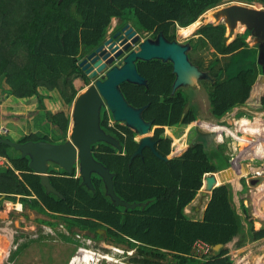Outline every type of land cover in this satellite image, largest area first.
Instances as JSON below:
<instances>
[{"label": "trees", "instance_id": "obj_1", "mask_svg": "<svg viewBox=\"0 0 264 264\" xmlns=\"http://www.w3.org/2000/svg\"><path fill=\"white\" fill-rule=\"evenodd\" d=\"M240 1L264 6V0ZM221 2L0 0V86L7 85L8 92L16 98H36L37 108L45 107L46 93H42L41 88L56 90L63 103L71 104L77 92L89 83L78 65L79 57L104 39L113 17L129 20L126 15H131L138 31L151 37L162 31L168 39H174L178 28L186 27L193 32V27L187 26ZM238 27L242 25L233 26L231 32L235 33ZM246 30L244 28L233 37L225 26L205 20L196 30L197 36L187 39L191 56L193 51L209 46L214 49L215 56L207 65L202 59L191 58V61L209 71L211 79H203L200 85L206 91L210 112L215 118L244 106L250 99L257 72L255 67H248L244 59ZM217 54L227 55V60L218 65L220 58ZM136 66L146 78L147 86L123 82L120 85L122 92L134 106L148 103L143 116L152 120L156 148L167 156L172 151L173 139L165 134V127H186L198 118L196 107L189 105L181 117L190 97L184 88L171 94L174 73L170 61L137 60ZM258 103L264 107V90ZM45 114L52 127L65 137L69 115L63 110H47ZM244 114V111L237 112L238 117ZM108 118L107 112L103 111L101 126L119 140L124 150L118 153L110 144L97 142L91 145L92 154L114 172L115 193L128 202H148L144 208L136 206L124 210L123 206L113 205L105 194L101 178L94 174L93 190L88 189L81 184L80 176L75 177V167L70 175L62 168L61 171L48 169L51 184L63 197L46 193L39 175L29 167V158L22 157L19 150L3 142L2 138L6 136L2 133L0 155L7 158L9 165L0 167V195L4 194L0 205L19 200L24 207L56 218L45 222L50 227L62 222L68 231L62 235L63 239L74 237V230L79 229L94 239L104 238L114 244L135 248L141 257L131 260L141 264H231L226 244L241 230L242 218L232 204L229 184L212 188L201 219L188 217L184 208L196 197L205 173L230 165L232 155L226 150L231 149L227 143L232 137L223 133L221 142L214 141L206 146L200 135V142L167 161L156 157L148 148L143 149L142 156L136 155L130 160L138 144L134 132L118 123L109 125ZM257 119L251 121L241 117L237 123L243 132L258 134L262 127ZM215 130L220 131V127L216 125ZM196 132L197 128L191 126L189 142ZM30 140L49 141L48 137L38 138L33 133L16 141ZM253 154L258 158L257 162L264 157V148L258 142L253 146ZM241 205L245 212L246 206L243 202ZM98 228L105 229L108 236L99 234ZM196 240L210 246L221 243L223 247L217 254L198 257L193 250Z\"/></svg>", "mask_w": 264, "mask_h": 264}, {"label": "rangeland", "instance_id": "obj_2", "mask_svg": "<svg viewBox=\"0 0 264 264\" xmlns=\"http://www.w3.org/2000/svg\"><path fill=\"white\" fill-rule=\"evenodd\" d=\"M257 4L255 2L247 4L240 0H222L221 3L216 5L219 8L216 9L215 6L197 18V20H209L225 26L227 33L229 35L233 34V37L242 32L244 28H247L248 38L245 45L246 57L244 59L248 67H255L259 77L256 83L253 84L250 99L244 106L253 109L246 110L239 106L233 108L221 118H215L210 112L206 91L200 84L189 89L184 88L189 94L191 103L195 105L198 116L189 126H195L199 131V135L208 138V136H215V131H217L215 126L217 125L222 133L232 137V140L227 143L231 149L226 150L232 155L230 165L221 169L220 174L217 175L218 183L226 182L229 184L232 204L242 218L241 230L227 243L228 253L232 258L231 264H264V157L261 161L259 160L260 162H257L258 158L253 154V146L257 142L264 148V108H259L257 102L261 92H263L262 90H264V7L261 4L262 7L255 9L253 5ZM206 14L209 15L205 18ZM126 17L129 20H125L135 28L133 16L126 15ZM115 22L116 19L113 18L110 26L112 27ZM240 24L244 27L236 28L235 33L231 32L230 29L233 26ZM194 30L193 28L192 31ZM196 30L192 33L186 27L178 28L176 37L181 42L187 43L188 38L197 36ZM228 30L230 31L228 32ZM109 31L110 29H108ZM228 42L229 40L225 43ZM213 51L214 49L209 46L199 51H193V57L188 52V57L195 60L202 59L204 64L207 65L215 56ZM217 56L220 58L218 65L222 64L228 57L221 54H217ZM0 87L3 90L8 88L7 85H1ZM40 91L46 93L44 108H37L36 98L19 101L13 95H7V92H5L6 95L0 98V118L5 122L9 121L8 123H10L12 129L20 134L18 137L14 132H1V129L0 133L6 138L16 141L26 133H33L38 138L50 137L48 139L50 142H57V140L62 139L63 136L54 130V127L45 118V111L63 110L70 116L72 103H63L56 90L46 91L41 88ZM103 111L105 109H102V114ZM238 111H244L245 114L241 117H246L251 121L258 118L257 120L262 127L258 134L246 133L240 130L237 121L241 117L237 116ZM236 135L243 137L246 141L236 139ZM188 141L189 136L174 145L172 142L173 149L170 155H175L186 148ZM48 169L61 171V168L55 167L52 163H50ZM76 175L78 174L76 173ZM242 179H244L245 186L244 184L242 186ZM203 198L204 196L202 200H204ZM242 202L246 206L245 212L242 210ZM14 203L16 201H7L3 202V206L0 205V264H71L73 257L79 254L77 246L79 244L95 252L96 255L93 256L98 260L100 259L98 253L109 252L110 246H113L104 238H89L90 243H87L86 240H82L81 243L73 237L63 239L62 235L68 231L63 228L61 223L53 227L45 225L36 231L32 227V222L36 221L37 216H43L45 219L52 221H55L56 218L38 213L34 216L33 211L27 207H23L22 212H19ZM18 207H20V203H18ZM188 217L191 216L188 215ZM37 233L41 235L40 239H35ZM101 234L104 233L101 232ZM195 254L201 257L196 252ZM97 264L118 263L100 259Z\"/></svg>", "mask_w": 264, "mask_h": 264}, {"label": "water", "instance_id": "obj_3", "mask_svg": "<svg viewBox=\"0 0 264 264\" xmlns=\"http://www.w3.org/2000/svg\"><path fill=\"white\" fill-rule=\"evenodd\" d=\"M202 23V20H196L187 27L192 26L196 30ZM110 33L111 30L98 45L79 57L78 65L87 75L89 83L77 92L72 101L67 139L62 143L46 140L18 142L8 138H2V141L19 150L22 157L29 158V167L39 175L40 183L46 193L63 197V194L50 182L48 172L50 163L62 168L68 175L75 167L76 173L81 177L82 185L93 190L92 174L99 176L104 184L105 194L112 204L123 206L124 210H127L136 206L144 207L147 202H128L120 198L114 191V172L96 160L92 154L91 145L101 141L116 148L118 153L123 151L119 140L100 126L102 108L114 122L134 132L138 144L130 160L136 155L142 156L143 149L148 148L156 157L167 161L168 157L157 150L156 140L152 138V120H146L143 116L148 103L142 106L129 103L122 92L121 83L147 86L146 78L137 69V60L170 61L174 73L171 94H174L178 88L189 89L199 85L203 79H208L210 76L208 71L199 68L188 57L191 46L187 41V43L181 42L177 37L168 39L162 31H158L154 37H142L145 32L138 31L130 23H125L112 35ZM191 104L189 98L181 117L185 115ZM194 137L196 139L198 133ZM216 173L220 174L219 171ZM217 174L210 173L204 176L203 195L220 184L217 182ZM3 197L4 194H1L0 200ZM101 232L104 233V230L98 229V233ZM222 247L221 243L210 246V254H217Z\"/></svg>", "mask_w": 264, "mask_h": 264}, {"label": "crops", "instance_id": "obj_4", "mask_svg": "<svg viewBox=\"0 0 264 264\" xmlns=\"http://www.w3.org/2000/svg\"><path fill=\"white\" fill-rule=\"evenodd\" d=\"M253 7L255 8V9H257V8H260V7H262L261 5H253ZM264 7V6H263ZM217 8H219V6H216V9ZM212 10H215V9H212ZM213 12V11H212ZM207 15V14H206ZM113 18H118V17H113ZM112 18V19H113ZM111 19V20H112ZM111 23V22H110ZM242 27H244V26H242ZM113 28V26L111 27L110 25H109V27H108V29H112ZM93 49V48H92ZM91 50V49H90ZM254 65H256V64H254ZM258 77H259V75H258V73H257V75H256V77H255V79H254V84L256 83V81H257V79H258ZM8 87V86H7ZM80 91V90H79ZM263 91V90H262ZM5 92H7V95H11L9 92H8V89H6L5 88V90H3V88H1L0 87V98H2L4 95H6V93ZM262 93V92H261ZM17 100H19V101H23V100H25V99H22V98H17ZM45 100H46V98H44V103H45ZM258 102V101H257ZM192 105V104H191ZM244 109H246V110H249V108L247 107V106H242ZM109 119H111L110 117L108 118V120ZM112 120V119H111ZM113 121V120H112ZM9 121H3L1 118H0V130L2 129V131L1 132H6V133H9V132H14V134L15 135H18V137L20 136V134L17 132V131H15L14 129H12V127H11V125H10V123H8ZM154 127L155 126H153V129H154ZM190 127L191 126H189V125H187L186 127H178V126H175V127H171V128H168V127H165V134H168V135H170L171 137H172V142H173V145L174 144H176L177 142H179V141H182V139H186V138H188V136H189V138H190ZM195 127V126H194ZM182 130V131H181ZM199 131H197L196 133H198ZM216 133H215V136H208V138L207 137H204L203 136V139H205V145L207 146V145H209L210 143H212V142H221L222 140H223V137H222V131L220 130V131H215ZM151 133H153V130L151 131ZM195 133V134H196ZM26 134H28V133H26ZM193 136H195V135H193ZM192 137V136H191ZM135 139H136V137H135ZM196 140H197V142H200L202 139L200 138V135H199V133H198V137H196V139H195V137H193L191 140H190V142L188 141V145H187V147L191 144V143H194V142H196ZM185 141V140H184ZM196 142V143H197ZM172 145V144H171ZM172 145V146H173ZM182 145H183V143H182ZM186 147V148H187ZM186 148H184L182 151H180L179 153H177V154H175V155H179V154H181ZM172 149H173V147H172ZM171 153V152H170ZM174 154L173 155H167V157L168 158H170L171 156H175ZM9 164V163H8ZM224 169V168H223ZM218 171H220V170H218ZM218 171H214V172H208V173H205L204 175H203V178H202V186L200 187V189H199V191H198V193H197V195H196V197L193 199V201L190 203V204H188L185 208H184V212L187 214V215H189V216H191V218L192 219H201L202 217H203V212H204V209H205V207H206V205H207V202H208V200H209V198H210V196H211V192H212V190L211 191H207V193L206 194H202V191H204L205 190V184H204V176L205 175H208V174H210V173H215V174H217L216 172H218ZM218 175V174H217ZM218 179V178H217ZM224 183H226V182H224ZM220 184H223V183H220ZM219 185V184H218ZM204 196V200H202V197ZM197 200V201H196ZM146 203V202H145ZM148 203V202H147ZM20 207H21V204H20ZM141 207V206H140ZM145 207V206H144ZM144 207H141V208H144ZM28 208V207H27ZM100 229H103V228H100ZM97 232H98V230H97ZM68 233V232H67ZM76 234H82V236L84 237V238H87V239H91L92 237L91 236H86L85 235V233H76ZM76 234L74 235V239H76V240H78L79 242H81L82 243V241L79 239V238H77L76 237ZM99 234H101V233H99ZM102 235V234H101ZM89 239V240H90ZM92 239H94V238H92ZM106 240V239H105ZM106 241H109V243L111 244V245H115V246H120V247H123L124 245L123 244H114V243H112L110 240H106ZM78 247L79 246H82V244H79V245H77ZM193 250H194V245H193Z\"/></svg>", "mask_w": 264, "mask_h": 264}, {"label": "built area", "instance_id": "obj_5", "mask_svg": "<svg viewBox=\"0 0 264 264\" xmlns=\"http://www.w3.org/2000/svg\"><path fill=\"white\" fill-rule=\"evenodd\" d=\"M145 35H143L142 37H144ZM117 60L114 61V63H116ZM109 122H112L111 119L108 120ZM8 164V160L5 156L0 155V167H7ZM18 172V171H17ZM76 237L79 238L81 241L82 240H86L87 243H90V240L87 238H84L82 236V234H76ZM133 240V239H132ZM135 241V240H133ZM82 248H85L83 246H79L78 247V253L80 252V250H82ZM87 249V248H85ZM88 250V249H87ZM89 252L96 254L95 252L88 250ZM197 253L198 255H200L201 257L205 254H209L210 253V245H208L207 243L201 241V240H196L194 243V253ZM98 255H100V259H105L106 261H111L114 263H118V264H141L138 262H134L131 259L133 257H135L136 259H139L141 257L140 254H138L136 252L135 248H128L127 246H110V251L109 252H105L104 254H100L98 253ZM74 258V257H73ZM100 259H98L97 261H99ZM97 261L95 262V264H97Z\"/></svg>", "mask_w": 264, "mask_h": 264}, {"label": "flooded vegetation", "instance_id": "obj_6", "mask_svg": "<svg viewBox=\"0 0 264 264\" xmlns=\"http://www.w3.org/2000/svg\"><path fill=\"white\" fill-rule=\"evenodd\" d=\"M125 23H129L128 21H126L125 20V18H118V19H116V22H115V24L113 25V29H112V32L110 33V35H112L115 31H117V30H119ZM146 34L147 33H145V34H143V35H145L146 36ZM147 36H149V34H147ZM202 70H204V69H202ZM205 71H208L207 69L205 70ZM208 73H209V71H208ZM208 79H211V78H208ZM207 79V80H208ZM258 107L259 108H264L263 106H261L260 104L258 105ZM103 110H104V108H102ZM252 110L253 108H249V110ZM70 117V116H69ZM101 118H102V110H101ZM108 123H109V125H111V126H113L114 125V123H116V122H114V121H112V122H109L108 121ZM100 126H101V120H100ZM101 128H102V126H101ZM55 130V129H54ZM57 131V130H56ZM58 132V131H57ZM153 134V133H152ZM223 135V134H222ZM46 137H48V136H46ZM48 139H50V137H48ZM67 139V135L65 136V137H62V139L61 140H57V142H52V143H62V142H64L65 140ZM50 142V141H49ZM102 142V141H101ZM97 143V142H96ZM96 143H94V144H96ZM254 143H256V141H254ZM253 143V144H254ZM123 147V146H122ZM124 150V149H123ZM123 152V151H122ZM134 152V151H133ZM55 166V165H54ZM56 167V166H55ZM94 174H92V176H93ZM77 176H79V175H75V177H77ZM244 179H242V186H243V184H244V186H245V182L243 181ZM18 203H20L21 204V207H18ZM15 204V208L19 211V212H22V210H23V204L21 203V202H19V201H16V203H14ZM28 209H31L33 212V214H34V216H36L37 215V213L38 214H43V215H47V214H45V213H39L38 211H36L35 209H32V208H28ZM36 221H33L32 222V227L34 228V230H36L37 231V229H39L40 227H44L45 225H48L45 221L46 220H50V219H45L43 216H37L36 218ZM34 219V220H35ZM50 221H52V220H50ZM61 224H62V226H63V228H65V226L63 225V223L62 222H60ZM60 223H58V224H60ZM66 229V228H65ZM98 229H100V228H98ZM97 229V230H98ZM104 230V234H102V236H104V237H107L108 235H107V232H106V230L105 229H103ZM86 233V231H83V230H79V229H75L74 230V234H76V233ZM70 233V232H69ZM35 239H40V234H35ZM15 238V237H14ZM32 240V239H31ZM32 242V241H31Z\"/></svg>", "mask_w": 264, "mask_h": 264}, {"label": "bare ground", "instance_id": "obj_7", "mask_svg": "<svg viewBox=\"0 0 264 264\" xmlns=\"http://www.w3.org/2000/svg\"><path fill=\"white\" fill-rule=\"evenodd\" d=\"M224 177H225V175H224ZM217 182H218V179H217ZM93 255H96V254H93V253L89 252L87 249L82 248V250H80L79 254L76 255L72 259L71 264H95L97 259Z\"/></svg>", "mask_w": 264, "mask_h": 264}]
</instances>
